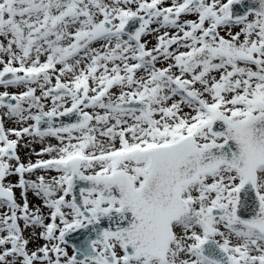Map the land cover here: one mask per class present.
I'll use <instances>...</instances> for the list:
<instances>
[{
	"label": "snow or ice",
	"instance_id": "6c2138e0",
	"mask_svg": "<svg viewBox=\"0 0 264 264\" xmlns=\"http://www.w3.org/2000/svg\"><path fill=\"white\" fill-rule=\"evenodd\" d=\"M0 264H264V0H0Z\"/></svg>",
	"mask_w": 264,
	"mask_h": 264
}]
</instances>
